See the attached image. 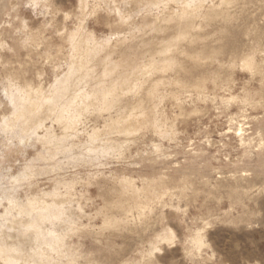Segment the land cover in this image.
Instances as JSON below:
<instances>
[{
	"label": "rangeland",
	"instance_id": "rangeland-1",
	"mask_svg": "<svg viewBox=\"0 0 264 264\" xmlns=\"http://www.w3.org/2000/svg\"><path fill=\"white\" fill-rule=\"evenodd\" d=\"M0 264H264V0H0Z\"/></svg>",
	"mask_w": 264,
	"mask_h": 264
},
{
	"label": "bare ground",
	"instance_id": "bare-ground-1",
	"mask_svg": "<svg viewBox=\"0 0 264 264\" xmlns=\"http://www.w3.org/2000/svg\"><path fill=\"white\" fill-rule=\"evenodd\" d=\"M11 253V252H10Z\"/></svg>",
	"mask_w": 264,
	"mask_h": 264
}]
</instances>
